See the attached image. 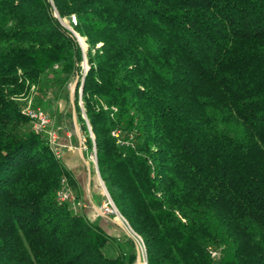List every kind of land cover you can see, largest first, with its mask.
Wrapping results in <instances>:
<instances>
[{"label": "trees", "instance_id": "trees-1", "mask_svg": "<svg viewBox=\"0 0 264 264\" xmlns=\"http://www.w3.org/2000/svg\"><path fill=\"white\" fill-rule=\"evenodd\" d=\"M75 81L147 264H264V0H0V264L136 261L123 230L57 203L63 176L81 190L21 113Z\"/></svg>", "mask_w": 264, "mask_h": 264}, {"label": "built area", "instance_id": "built-area-1", "mask_svg": "<svg viewBox=\"0 0 264 264\" xmlns=\"http://www.w3.org/2000/svg\"><path fill=\"white\" fill-rule=\"evenodd\" d=\"M71 22L72 24H75L74 17L71 18ZM67 28L73 34H75L73 30H71L69 27ZM76 38L81 45V39H79L77 36ZM85 71L86 67L83 68L82 76L84 75ZM21 113L28 119L31 130L44 138L49 150L55 157H58L60 154L61 145L58 143V133L53 126V121L49 114L41 108L35 106L31 97L24 100ZM112 134L116 137L118 135L117 133ZM80 144L81 150H85L84 138L82 136L80 138ZM91 160H93L94 164L96 163L94 153L91 154ZM99 181L102 184L100 178ZM56 201L59 205L69 204L75 212L82 208V204L74 196L73 191L64 176L59 181V188L56 192ZM98 211L102 216L111 218L120 227V229L123 230L125 234L133 240L136 249V261L134 264H147L146 250L142 239L131 229L125 218L119 213L103 184Z\"/></svg>", "mask_w": 264, "mask_h": 264}, {"label": "crops", "instance_id": "crops-1", "mask_svg": "<svg viewBox=\"0 0 264 264\" xmlns=\"http://www.w3.org/2000/svg\"><path fill=\"white\" fill-rule=\"evenodd\" d=\"M53 126L58 133V143L61 145L60 154L57 157L63 166L72 174L77 187L81 190L82 200L85 202L82 213L87 219L99 225L107 234L115 235L119 226L111 219L102 216L95 204L94 196L99 194L94 190L93 172L96 174L94 166L89 165L86 154L81 150V133L75 118L71 122L57 124L53 120ZM67 123V124H66ZM94 190L93 192L91 191Z\"/></svg>", "mask_w": 264, "mask_h": 264}, {"label": "rangeland", "instance_id": "rangeland-1", "mask_svg": "<svg viewBox=\"0 0 264 264\" xmlns=\"http://www.w3.org/2000/svg\"><path fill=\"white\" fill-rule=\"evenodd\" d=\"M62 23L66 27H68L67 22L63 21ZM81 46L82 48H84V43L82 42V40H81ZM76 85L77 82L75 81L72 84L63 87L61 91L56 90V88H47L43 92L39 90L35 91V93H33V96L31 97L32 102L35 106L47 112L51 117V119L53 120L55 119L57 124H61L64 122L69 123L71 122L72 118H75L77 122L75 107H74V94H75L74 92ZM79 105L82 106L81 102L79 103ZM77 125L79 127L78 122ZM83 152L86 154L87 162L89 163L91 168L92 166H94L96 171V174L93 172V178H94L93 184L96 186L94 190L98 194L100 193L98 196H94L95 204L98 206L100 205L102 184L99 181V176L97 174L96 166L93 163V160H91V154L85 152V150H83ZM71 189L75 197L80 196L79 193L77 192V189L75 188H71ZM94 190L91 189L92 192ZM78 200L82 204V208L80 209V211L82 212L85 202H83L81 197H79Z\"/></svg>", "mask_w": 264, "mask_h": 264}, {"label": "water", "instance_id": "water-1", "mask_svg": "<svg viewBox=\"0 0 264 264\" xmlns=\"http://www.w3.org/2000/svg\"><path fill=\"white\" fill-rule=\"evenodd\" d=\"M74 85H75V83H74ZM95 166H96V163H95ZM96 169H97V167H96ZM97 174H98V171H97ZM98 176H99V174H98ZM100 178V177H99Z\"/></svg>", "mask_w": 264, "mask_h": 264}]
</instances>
